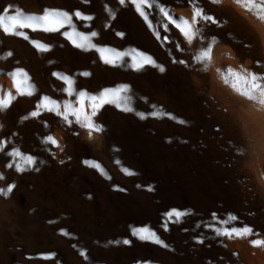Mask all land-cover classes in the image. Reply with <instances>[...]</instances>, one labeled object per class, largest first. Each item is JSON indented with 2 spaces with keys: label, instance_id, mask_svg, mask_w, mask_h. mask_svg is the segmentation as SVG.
<instances>
[{
  "label": "bare ground",
  "instance_id": "bare-ground-1",
  "mask_svg": "<svg viewBox=\"0 0 264 264\" xmlns=\"http://www.w3.org/2000/svg\"><path fill=\"white\" fill-rule=\"evenodd\" d=\"M193 7L216 23L197 18L189 43L175 25L191 24ZM45 9L68 13L71 29H23L27 40L0 31V100L10 97L0 109V264H264V245L250 243L264 241V107L227 77L228 69L264 76V22L235 0H151L147 23L129 0H0L5 16ZM72 29L89 37L83 47L64 38ZM209 48L207 59L194 60ZM136 53L155 66L134 69ZM17 69L30 95L13 87ZM122 85L121 108L132 111L102 105L91 117L99 131L38 107L47 97L61 114L65 103L89 113L88 97ZM23 156L33 158L31 167ZM171 210L189 215L170 223ZM213 215L235 216L223 226L252 232L217 236ZM138 228L167 247L141 242Z\"/></svg>",
  "mask_w": 264,
  "mask_h": 264
},
{
  "label": "snow or ice",
  "instance_id": "snow-or-ice-1",
  "mask_svg": "<svg viewBox=\"0 0 264 264\" xmlns=\"http://www.w3.org/2000/svg\"><path fill=\"white\" fill-rule=\"evenodd\" d=\"M120 4H123L125 0H118ZM193 4L195 0H192ZM212 3L216 4L219 3V0H211ZM129 3L133 5L135 8V11L137 14L145 20V23H147V17L145 16L144 9L151 6V0H129ZM235 3L241 7L244 11L252 12L258 20L261 22H264V0H235ZM9 11L8 7H5L3 9L4 13H7ZM160 11L163 13L164 9L161 8ZM75 17L77 19H82L84 21L91 20V16H84L81 14V12L76 11L74 13ZM197 18L200 20L205 21H211L212 23H216V21L213 19L212 16L204 15L202 10L193 7L192 8V16H191V24H189L188 21L181 19V22L176 24L175 26L179 29L181 34L185 37V39L190 43L192 40L193 35L195 34L192 30V25H195L197 23ZM165 19H168L170 23H172V20L170 17L167 16L165 13ZM68 25L71 29V20L68 15V13L63 11H57V10H48L45 9L43 12V15H24L21 14L19 11H17L14 15H3L0 14V31H2L6 35H15L19 36L23 39H28V36L25 35V33L22 31L23 29H30L32 31L41 30L45 33L48 32H56L60 28L64 27L65 25ZM64 38L69 40L75 47H83L84 42H86L89 37L84 36L80 33L75 32L74 29L64 32L63 33ZM91 36H95L96 33H91ZM79 42H78V40ZM33 44L34 47L37 48L39 51H47V48L45 45L39 44L36 41H29ZM88 47H93L91 44L87 45ZM101 54V59L105 63H110L108 58L105 57L104 53L109 51L108 49H96ZM210 48L207 50L202 51L199 53L198 57H195L194 60H204L207 59L209 56ZM123 55L121 53L114 54V59H119L120 56ZM137 57H140V61H137L135 57H133V68L139 69L143 67L144 64H150L153 65V61L147 57L143 56L141 53L135 54ZM183 63V61H181ZM160 71H164L163 68L159 69ZM12 77L13 87L16 89L17 94L24 95L28 94L30 95V92H25L24 87L22 85L26 84L27 76L23 73L22 70L17 69L16 71L9 74ZM55 75V74H54ZM81 75H87V73H82ZM23 77L22 81H18L17 77ZM227 77L232 78V88L237 91L241 96L246 98L249 101L258 103L260 106L264 107V85L260 83V81L264 80V76H258L255 73L248 71L246 75L233 72L231 69L227 70ZM64 83L66 85H71V80L68 77L62 78ZM225 83H228V79L225 78ZM245 85V87H241V85ZM127 86H120L115 89H105L103 90L99 96H90L88 99L91 101L89 104V108L91 111L89 113H85L83 110V107H71L68 103H65L64 105V112L61 114L58 111V105L55 101L49 100L47 97H41L40 104L38 107H46L48 111L55 112L56 115L61 116L62 119L65 120V122H68V117L71 115L74 117L75 122L79 124L81 127L86 128L89 133L93 131H99V128L91 122V117L96 115V111L99 110V108L104 104H115L117 108H120L122 111L125 112H131L132 109L128 106H124L121 108V93L127 92ZM66 93L71 95V92L66 88ZM80 97H83L85 94L81 92ZM10 97L7 93H5V99L0 100V109L7 106L8 100ZM78 105L82 104V101L80 99H77L76 102ZM31 116L38 115V112H32L30 113ZM182 123V122H181ZM45 141L47 143H51L53 146L56 145V141L53 140L51 136H48L45 138ZM2 143V142H0ZM10 155H15L18 158L20 157V153L14 152ZM22 159L24 162L31 167L33 163V158L30 156H23ZM98 171H101L99 169V166H95ZM17 171H20L21 168L19 164L16 167ZM126 175H131L132 173L128 172L127 170H124ZM101 174H103L101 172ZM0 179H3V177H0ZM12 190V185L8 186V191ZM166 218L169 219V222H173L171 218H175V223L179 224L182 221V218L186 215H189V213L186 212H180L177 210H171L168 213L165 214ZM213 221H216L215 215L212 217ZM235 216H229L227 218V221H216L217 224L220 225V227L216 228L213 227L212 231L216 233L217 236H228L229 238L236 236V237H245L249 234H251L252 230L248 227L243 228H225L223 225L227 223L228 221L235 220ZM206 227H211L206 225ZM164 230L168 231V226L164 225ZM63 234V233H62ZM133 235L137 237L138 240L141 242H149L154 245H158L161 248H166L167 245L164 243V241L157 236L156 233L150 231L148 228H138L133 230ZM197 243H200L201 241L197 240ZM123 243L127 245L129 243L128 240H124ZM251 245L253 247L264 245V241L256 239L250 241ZM81 255H84L83 252H81ZM45 259H50V256L44 257Z\"/></svg>",
  "mask_w": 264,
  "mask_h": 264
},
{
  "label": "rangeland",
  "instance_id": "rangeland-1",
  "mask_svg": "<svg viewBox=\"0 0 264 264\" xmlns=\"http://www.w3.org/2000/svg\"><path fill=\"white\" fill-rule=\"evenodd\" d=\"M87 139L90 141V140H91V136H90V135H88V136H87Z\"/></svg>",
  "mask_w": 264,
  "mask_h": 264
}]
</instances>
